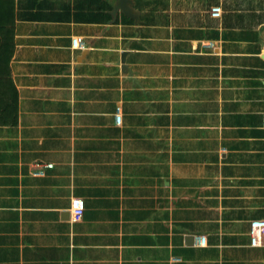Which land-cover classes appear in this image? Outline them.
I'll return each instance as SVG.
<instances>
[{
    "label": "crops",
    "instance_id": "0c3cea01",
    "mask_svg": "<svg viewBox=\"0 0 264 264\" xmlns=\"http://www.w3.org/2000/svg\"><path fill=\"white\" fill-rule=\"evenodd\" d=\"M116 2L16 0L0 264H264V0Z\"/></svg>",
    "mask_w": 264,
    "mask_h": 264
},
{
    "label": "trees",
    "instance_id": "16d2710c",
    "mask_svg": "<svg viewBox=\"0 0 264 264\" xmlns=\"http://www.w3.org/2000/svg\"><path fill=\"white\" fill-rule=\"evenodd\" d=\"M16 0H0V114L6 113L7 105L5 103V96L7 90L10 92L14 90V106L12 100L9 103L10 111L15 109L17 102V91L12 85L10 77V61L14 51V24L16 17ZM13 88V89H12ZM17 121V116H13L9 119H2L0 115V122Z\"/></svg>",
    "mask_w": 264,
    "mask_h": 264
},
{
    "label": "built area",
    "instance_id": "2783aa9c",
    "mask_svg": "<svg viewBox=\"0 0 264 264\" xmlns=\"http://www.w3.org/2000/svg\"><path fill=\"white\" fill-rule=\"evenodd\" d=\"M223 13V9L221 6H213L211 9V14L214 17H220ZM85 43L83 42L82 38H75L73 39V47L74 48H81L84 47ZM121 111L120 109L117 110L116 112V120L117 123L120 124L121 123ZM263 118H264V114H263ZM263 126H264V122H263ZM38 169L35 170L36 174H43L44 167H53L52 163L49 164H43V163H38L37 164ZM71 212H72V220L73 221H78L80 220L85 212V201L83 198H72V204H71ZM197 245L202 246L206 244V237L201 236L197 239L196 242ZM252 244L257 245L260 244V239L258 236L253 235L252 236Z\"/></svg>",
    "mask_w": 264,
    "mask_h": 264
},
{
    "label": "water",
    "instance_id": "95a60500",
    "mask_svg": "<svg viewBox=\"0 0 264 264\" xmlns=\"http://www.w3.org/2000/svg\"><path fill=\"white\" fill-rule=\"evenodd\" d=\"M119 10L132 18H137L138 16V13L134 8V0H117L116 5L114 6V13Z\"/></svg>",
    "mask_w": 264,
    "mask_h": 264
},
{
    "label": "rangeland",
    "instance_id": "374dc122",
    "mask_svg": "<svg viewBox=\"0 0 264 264\" xmlns=\"http://www.w3.org/2000/svg\"><path fill=\"white\" fill-rule=\"evenodd\" d=\"M135 1V0H134Z\"/></svg>",
    "mask_w": 264,
    "mask_h": 264
}]
</instances>
